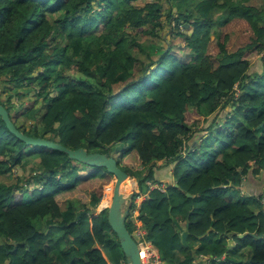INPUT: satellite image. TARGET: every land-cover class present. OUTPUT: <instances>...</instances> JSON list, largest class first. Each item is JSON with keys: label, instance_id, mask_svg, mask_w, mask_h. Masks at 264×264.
Instances as JSON below:
<instances>
[{"label": "trees", "instance_id": "16d2710c", "mask_svg": "<svg viewBox=\"0 0 264 264\" xmlns=\"http://www.w3.org/2000/svg\"><path fill=\"white\" fill-rule=\"evenodd\" d=\"M193 1L0 0V102L28 136L115 158L135 195L149 193L138 219L165 264H264V192L243 194L264 173V67L253 70L264 62V2ZM164 16L185 45H166ZM30 164L25 183L37 186L21 192L17 173ZM14 175L0 182V264H109L100 248L122 251L107 211L90 216L115 176L26 145L0 116V177ZM74 202L82 208L64 210ZM37 219L64 230L62 258ZM208 233L221 242L193 247Z\"/></svg>", "mask_w": 264, "mask_h": 264}, {"label": "water", "instance_id": "95a60500", "mask_svg": "<svg viewBox=\"0 0 264 264\" xmlns=\"http://www.w3.org/2000/svg\"><path fill=\"white\" fill-rule=\"evenodd\" d=\"M185 26L188 27V24H185ZM0 116L9 131L26 145L64 152L68 154L70 159L76 160L85 165L105 168L108 173L115 176L116 180L114 182L113 196L107 212L108 222L112 231L117 236V241L119 242L125 256V264H142L137 242L126 225L130 211V204L135 195V189L131 176L118 165L116 159L106 153H89L85 148L70 149L60 143L45 138L28 136L15 126L7 109L1 102ZM187 196L192 197L193 195L187 193ZM83 214L84 211L78 213L77 219L73 223L79 221ZM181 231V241L187 246V239L190 234L189 224L186 223V228L183 230L181 229ZM216 260L219 261L220 258H216Z\"/></svg>", "mask_w": 264, "mask_h": 264}, {"label": "rangeland", "instance_id": "374dc122", "mask_svg": "<svg viewBox=\"0 0 264 264\" xmlns=\"http://www.w3.org/2000/svg\"><path fill=\"white\" fill-rule=\"evenodd\" d=\"M145 1L151 2V1H154V0H145ZM197 1L198 0H194L193 2H191L189 4V7H193L196 4ZM263 2H264V0H250L249 4L260 6V5L263 4ZM163 5L165 6V9H167L168 6H169L168 4H163ZM173 13L175 14V10H174ZM167 20L168 19L165 16L162 18V21L164 22V26L165 27L160 32V34H162L161 36L164 38V40L166 42V45L170 42L171 39H172L173 44H175V45H182V46L185 45L183 40L177 35L176 31L173 29L174 28L173 27L174 26L173 20L171 21V23L169 25H168L169 22ZM216 30H218V28H216ZM260 58L261 57H259V59ZM257 60H258V58H257ZM257 60L253 64V66H254L253 70L260 72V71L263 70L264 62L263 61L258 62ZM238 90L239 89L236 88V92H238ZM3 96H5V95H3ZM12 101H16V102H18V104L21 103V100H17L16 98H13ZM28 103H29V100L27 98L24 101L25 107L29 106ZM227 110H229V107H227L225 109V111H227ZM29 122H31V120H29ZM206 124L207 123L204 122L202 127H205ZM211 133H213V132L211 131ZM162 162L163 161H161L160 163L162 164ZM31 165L32 164H30L24 170H21L20 172L17 173V175H20V177H21V180L18 181V187L20 188L18 190L21 191V192L22 191H26L27 189L28 190H32L33 188H35L37 186V181L35 179H30V182L28 184L25 183L27 178L29 179V176L32 173V168L33 167ZM249 178L253 179L254 177L252 175H249ZM0 182L1 183H9V184L16 183L17 182L16 175L11 176L9 178L8 177H0ZM245 182H248V183H246V185H245L246 187L244 188V192L247 193V191H249V189H250V184H249V180L247 181V179H246ZM260 183H261V185L264 183V177H262V180H261ZM110 186H111L112 189L108 190L109 193L107 195V199L105 200L108 204L106 205V202H105L104 203L105 206L104 207L101 206V202H102V200H101V202H100V204L98 206V209H96L95 211L89 207L90 208V216L91 217L94 214H97V213H99L101 211H107L108 212L109 204H110L112 196H113L114 183L112 182L110 184ZM85 194H86L85 192L80 190V191L76 192L75 197L78 200L84 201V199L87 200V198H88ZM103 195L105 197L104 191H103ZM104 197H102V198L104 199ZM75 208L80 209V208H82V206L78 202H74L72 204H67L64 207V210H69L70 209L69 212H71ZM82 211L83 210L79 211V213L82 212ZM71 214H73V212ZM128 218H129V216H128ZM57 222H59V221H57ZM35 224L37 225V227L39 229H41L43 231H47V230L49 231V234L51 235V238H52V243L56 245V247H55L56 249L54 251L55 252L54 254H55L56 257L62 258V256H61L62 255V250L65 251L66 248L69 246L68 245L69 242H67V240L64 239V234H65L64 230L62 228H60V227H57V224H54L53 227H49V225H47L45 220L41 221L40 219H37L35 221ZM184 226H185V224H184ZM133 236L135 238V232L134 231H133ZM221 238H222V236L219 235V234L208 233L206 235V237L201 238L202 242L199 243V242H196V241H191V243L193 244V247L196 246L195 248H198L201 245V243L203 244V246H207L209 248H214L215 245H217L218 243L221 242ZM96 247L99 248L98 245H96ZM233 247H235V244L231 240H229L228 249L230 250ZM100 249L102 250L104 255H107V257L110 260L111 264H125L126 261L123 259L122 255H121L123 253V251L120 250L119 246L115 242H111V243H109L107 245V247L100 248ZM230 255L232 257H234V258H237V259L241 258V260H244V261H246L248 259V257H249L248 253H240V254L236 253V254H230Z\"/></svg>", "mask_w": 264, "mask_h": 264}, {"label": "built area", "instance_id": "2783aa9c", "mask_svg": "<svg viewBox=\"0 0 264 264\" xmlns=\"http://www.w3.org/2000/svg\"><path fill=\"white\" fill-rule=\"evenodd\" d=\"M148 190L152 191L155 189L164 192L166 184H157L154 182H147ZM149 193L134 195V198L130 204L129 217L132 222L133 231L135 232V241L137 242L140 254V260L142 264H165L159 249L154 243L148 238V232L143 228L142 224L138 219V211L141 203L148 198ZM102 200V199H101ZM101 202V201H100ZM133 209L131 210V208ZM196 264V263H193Z\"/></svg>", "mask_w": 264, "mask_h": 264}, {"label": "crops", "instance_id": "0c3cea01", "mask_svg": "<svg viewBox=\"0 0 264 264\" xmlns=\"http://www.w3.org/2000/svg\"><path fill=\"white\" fill-rule=\"evenodd\" d=\"M162 164H163V162H162ZM159 165H161L160 162H159ZM170 173H171V171L169 170V168H164V169H160L157 172V175H158L159 178L164 179V181H168L169 180L168 177H169ZM262 177H264V173L263 172L259 176H255L253 179H250L249 176H248L246 179H247V181L249 180L250 189H249V191H247V193L244 192V188L246 187L245 185H246V183H248V182H245L246 180H244V183H243V194L259 195V194L263 193L264 192V183L262 185L260 183L261 180H262ZM104 256L107 259L108 263L111 264L110 260L107 257V255H104ZM199 262L202 263V264H207L208 260L200 259V260H198V262H196V264L199 263ZM208 264H210V263L208 262Z\"/></svg>", "mask_w": 264, "mask_h": 264}, {"label": "bare ground", "instance_id": "6f19581e", "mask_svg": "<svg viewBox=\"0 0 264 264\" xmlns=\"http://www.w3.org/2000/svg\"><path fill=\"white\" fill-rule=\"evenodd\" d=\"M101 206H103V207L105 206V204H103V198H102Z\"/></svg>", "mask_w": 264, "mask_h": 264}]
</instances>
